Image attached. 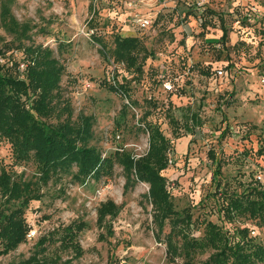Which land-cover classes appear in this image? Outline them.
<instances>
[{"label": "rangeland", "instance_id": "rangeland-1", "mask_svg": "<svg viewBox=\"0 0 264 264\" xmlns=\"http://www.w3.org/2000/svg\"><path fill=\"white\" fill-rule=\"evenodd\" d=\"M3 12L29 24L32 40L54 50L65 67L59 88L62 103L70 104L75 121L80 115L94 118L90 144L103 156H113L118 149L135 159L144 156L149 135L139 119L152 111L149 119L158 122L174 148L165 171L167 187L176 210L188 209L196 220L192 236L201 237L204 222L211 220L229 235L235 228L249 227L251 235L264 243L263 226L245 217L225 223L208 200L215 190L217 162L228 190L264 188V155L259 153L264 146V0H0V47L18 41L3 28ZM136 15L152 16L154 23L140 29ZM222 27L229 33L225 47ZM116 35L137 36L155 52L143 75L114 67L113 58L93 40L99 37L110 49ZM12 55L19 73L24 72L22 52ZM227 64V77L207 73L209 67ZM162 65L170 76L186 73L183 90L162 89L158 83ZM113 73L121 82L129 80V98L109 88L107 79ZM150 99L156 101V109L147 104ZM125 105L128 115L118 127ZM193 113L200 119L195 127L186 121ZM57 121L55 116L51 122ZM3 168L32 183L42 197L26 212L27 242L8 255L1 254L0 244V264L29 258L40 249L71 264H172L164 242L169 221L158 240L150 187L144 182L126 185L120 164L115 163L108 176L90 178L84 185L74 182L73 174L42 184L34 163L14 161L10 143L0 137V174ZM111 202L119 207L115 217L100 212ZM72 223H81L78 246L64 248L63 229ZM31 231L36 234L30 236ZM45 237L49 240L39 248L37 243ZM209 256L210 251L198 253L194 260L199 264Z\"/></svg>", "mask_w": 264, "mask_h": 264}, {"label": "trees", "instance_id": "trees-1", "mask_svg": "<svg viewBox=\"0 0 264 264\" xmlns=\"http://www.w3.org/2000/svg\"><path fill=\"white\" fill-rule=\"evenodd\" d=\"M1 22L3 28L18 40L0 47V137L10 143L14 161L18 164L33 162L39 176L38 182L42 184H48L53 177L59 179L65 174H73L74 182L82 185L90 178L100 179L108 176L115 163H118L124 169L126 185L136 182L149 185L148 198L155 207L153 215L157 225L158 240H161L166 222L169 221L171 229L165 235L164 242L170 263L178 264L177 259L182 258L181 264H196L194 260L196 254L210 251V256L199 264H264V243L251 235L249 227L235 228L234 233L229 235L223 225L207 220L204 222L202 236H192L191 227L196 220L193 219L190 210L185 209L181 212L176 210L172 194L167 187L168 178L165 171L170 167L169 154L174 148L171 140L160 129L158 122L154 123L149 119L152 111L147 110L139 119L141 127L149 135V149L144 156L135 159L129 152L121 149H118L113 156H103L99 149L90 144L94 138V118L80 115L75 121L72 119L73 111L70 104L62 103L59 88L65 67L55 56L54 50L32 40L30 36L32 27L29 24L18 23L13 17L9 19L4 12ZM208 26L205 24V28ZM221 30L223 34L220 40L225 47L229 33L225 27ZM93 40L101 46L104 54H109L108 57L113 58L115 65L123 66L127 73L143 75L147 61L156 58L155 52L148 49L137 36L116 35L112 41L114 46L110 49H107L106 43L99 37H94ZM17 51L22 52L26 60L27 67L22 73L17 69L18 61L12 58V54ZM228 67L229 64L217 68L209 67L211 72L207 70V73L216 75L219 69L227 70ZM158 71L160 72L158 83L163 89L161 78L163 71L161 69ZM184 74L170 76L165 73V78L175 80L181 76L180 81H176V86L183 90ZM114 77L115 84L111 75L107 79L109 88L129 98V80L121 82L118 75L116 77L114 74ZM133 104L137 105L134 101ZM147 104L153 109L158 107L153 99L147 101ZM128 109L127 105L122 108L119 120L116 122L118 127L125 123ZM64 115L65 118L62 119ZM55 116L58 121L53 123L51 121ZM199 120L196 113L186 118L187 123H191L192 127H195ZM171 121L175 122L173 118ZM186 128L189 127L186 125ZM259 153L264 155L263 145ZM209 156L215 158L213 152H210ZM73 168L77 169L75 173L72 172ZM17 177L9 169L1 170L0 244L3 255H8L27 242L30 226L26 220V212L33 201H39L42 197L39 191H35L32 183ZM213 180L215 190L208 196V200L214 203L213 211L218 213L225 223L234 222L238 217H245L264 227V188L228 190L227 183H224L221 177L219 162ZM118 209L119 207L111 202L100 212L115 217L119 212ZM81 228V223L66 226L63 229L61 246L64 248L78 246L77 232ZM48 240L47 237L41 239L37 243L38 247L43 248ZM45 250L40 249L29 258L8 264H71L72 262L63 261L60 255L48 256Z\"/></svg>", "mask_w": 264, "mask_h": 264}, {"label": "built area", "instance_id": "built-area-1", "mask_svg": "<svg viewBox=\"0 0 264 264\" xmlns=\"http://www.w3.org/2000/svg\"><path fill=\"white\" fill-rule=\"evenodd\" d=\"M203 4H204L203 2L199 3L200 6ZM134 22H136V24L139 26L140 29L144 30V29H147L148 27H150L154 21H153L152 16L140 17V16L136 15V18H134ZM92 33H93V31H92ZM113 65H114V67H116L115 64H113ZM161 69L163 71V75H161V78L163 79L162 85H163L164 91L167 93L176 92L177 91L176 81H180V79L182 77L180 76V77L176 78L175 80L173 78H165V67L163 66ZM217 73L220 77H224V76L227 77L228 76V74H227L228 72L227 71L225 72L223 69H219L217 71ZM111 79H112L113 83L115 84L116 80L114 77V73L112 74ZM170 163H171V160H170ZM35 234H36L35 231H31L30 236H33Z\"/></svg>", "mask_w": 264, "mask_h": 264}]
</instances>
